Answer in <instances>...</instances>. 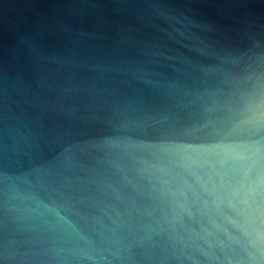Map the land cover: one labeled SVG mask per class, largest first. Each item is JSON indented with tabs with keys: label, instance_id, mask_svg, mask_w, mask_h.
<instances>
[{
	"label": "water",
	"instance_id": "obj_1",
	"mask_svg": "<svg viewBox=\"0 0 264 264\" xmlns=\"http://www.w3.org/2000/svg\"><path fill=\"white\" fill-rule=\"evenodd\" d=\"M0 264H264V0H0Z\"/></svg>",
	"mask_w": 264,
	"mask_h": 264
}]
</instances>
